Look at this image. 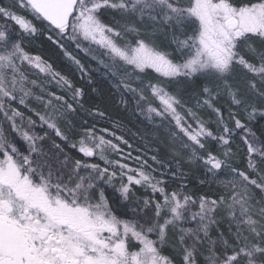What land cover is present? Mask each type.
Here are the masks:
<instances>
[{"label":"snow or ice","instance_id":"1","mask_svg":"<svg viewBox=\"0 0 264 264\" xmlns=\"http://www.w3.org/2000/svg\"><path fill=\"white\" fill-rule=\"evenodd\" d=\"M0 264H264V0H0Z\"/></svg>","mask_w":264,"mask_h":264},{"label":"trees","instance_id":"2","mask_svg":"<svg viewBox=\"0 0 264 264\" xmlns=\"http://www.w3.org/2000/svg\"><path fill=\"white\" fill-rule=\"evenodd\" d=\"M33 51L36 52L37 54H45V53H42V52L40 51V49H39L38 46L35 47V48L33 49ZM61 67H63V65H61ZM129 126L131 127V125H129Z\"/></svg>","mask_w":264,"mask_h":264}]
</instances>
